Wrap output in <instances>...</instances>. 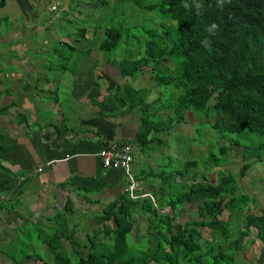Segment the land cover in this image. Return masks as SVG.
Instances as JSON below:
<instances>
[{
    "label": "trees",
    "instance_id": "1",
    "mask_svg": "<svg viewBox=\"0 0 264 264\" xmlns=\"http://www.w3.org/2000/svg\"><path fill=\"white\" fill-rule=\"evenodd\" d=\"M6 1L0 0V7ZM128 1L141 6L144 0ZM155 2L157 13L175 22L171 25L173 36L156 42L148 40L143 55L122 59L116 66L123 78L133 77L148 67L155 85L184 91L169 103L160 102L161 93L148 101L149 91L135 88L124 80L115 86V94L111 91L103 99L91 101L99 107L97 114L116 116L137 111L140 124L136 142L140 148L163 143V135H170L173 123L180 122L185 111H204L205 120L212 110L217 116L211 122L212 128L239 137L228 142L242 147L244 162L237 173L220 169L213 182L193 176L188 188L185 184L177 185L176 177L181 181L183 170L181 173L141 171L135 178L149 183L161 196L154 201L148 195L132 198L125 186L122 194L91 215L94 226L92 231L85 228V238L76 236L75 224L69 225L68 213L75 214L76 209L68 197L61 210L51 216L56 224L51 226L50 233L41 237L53 260L46 261L39 254H22L33 257L36 264H74L65 252L66 243L77 257L75 264H222L231 259L230 251L235 247L234 240L230 241L234 235L231 229L234 214L239 218L237 232L248 235L254 228L255 238L264 242V208L258 214L251 213L250 197L239 192L237 184L251 166L249 160L261 162L264 171V140H248L249 134L264 137V0ZM104 33L98 46L100 50H112L122 40L118 26L106 27ZM165 59L176 61L175 74L159 75L158 63ZM166 110L170 111L164 116L161 111ZM231 146H221L222 155ZM208 158L210 167L226 163L212 153ZM195 165V160H188L183 168L188 171ZM4 169L0 162V170ZM151 177L160 182L154 183ZM165 177L173 178L174 185ZM176 188L185 191L173 194ZM191 202H199L198 217L176 221L177 206ZM166 207L173 212L163 210ZM224 210L228 211L226 219L220 217ZM134 215L143 217L146 224L145 242L137 245L127 240L135 227ZM203 230H208L209 237ZM253 241L251 238L250 242ZM14 260L22 264L21 258Z\"/></svg>",
    "mask_w": 264,
    "mask_h": 264
},
{
    "label": "crops",
    "instance_id": "2",
    "mask_svg": "<svg viewBox=\"0 0 264 264\" xmlns=\"http://www.w3.org/2000/svg\"><path fill=\"white\" fill-rule=\"evenodd\" d=\"M80 1L7 0L0 7V162L5 167L0 170V264H16L11 252L18 246L19 226L55 224L52 213L61 210L68 197L76 211L77 205L100 211L122 194L127 183L124 172L105 169L97 156L107 143L129 142L134 153L141 151L136 142L137 111L101 116L91 102L122 83L117 79L112 86L110 73L118 67L107 58L97 62L93 43L85 47L88 53L75 59V75L69 79L77 109L68 112L62 107V78L48 66L55 59L62 25L55 32L48 25L57 11L80 14ZM64 44L73 49V40ZM68 217L71 226L73 215ZM21 263L36 261L23 256Z\"/></svg>",
    "mask_w": 264,
    "mask_h": 264
},
{
    "label": "rangeland",
    "instance_id": "3",
    "mask_svg": "<svg viewBox=\"0 0 264 264\" xmlns=\"http://www.w3.org/2000/svg\"><path fill=\"white\" fill-rule=\"evenodd\" d=\"M80 1V11L67 12L62 14L57 11V16L53 17L52 22L48 25V29L52 31H60L58 37L56 56L54 60L50 61L48 65L52 68L54 75L61 76L62 81L60 87L64 90L59 98L62 100V107L64 111H73L77 109V101L72 97L69 86L70 78L75 75L76 58H81L88 53L86 48L95 45L97 54V62H101L102 58H107L112 64L118 65L122 59H135L144 54L145 49L148 47L147 41L152 39L153 42L162 41L166 37L173 36L171 25H175L174 21L165 20L155 10V0L141 1V6L133 4L128 0H106L99 1L93 0ZM79 8H77L78 10ZM47 17L50 13L47 12ZM62 23V24H61ZM118 26L122 31V40L118 46L112 50H100L99 43L105 37L104 30L106 27ZM150 31L145 35L147 30ZM82 30V31H81ZM67 31L68 34H64ZM167 39V38H166ZM73 40V49L64 44V42L71 43ZM91 41V43L89 42ZM79 42V44H77ZM90 44H89V43ZM86 47V48H85ZM52 48L48 50V58H52ZM176 61L175 60H162L158 63L159 75L172 72L175 74ZM110 73L112 78V86L115 80L121 79V82L126 80L127 83L135 88H143L149 91L148 101H152L162 94L161 103H169L174 101L178 95L184 91L183 88H175L172 86H158L155 85V79L150 72V68L143 67L140 73L133 77H121V73L114 71ZM62 74V75H61ZM105 89V88H104ZM161 93V94H160ZM115 94V91H112ZM108 95V94H107ZM106 96V95H105ZM159 102V103H160ZM154 108V107H153ZM133 111V110H132ZM161 113L166 116V113ZM209 116L204 120V111H185L183 119L180 122L173 123L170 128V135H163L165 141L163 143H153L152 145L140 147L141 151L135 149L134 162L131 164L132 173L138 174L141 171L149 172L154 170L158 172L165 170L167 172L183 170V178L179 181L176 177L177 185L185 184L188 188L191 183L192 177L204 180L205 182H213L216 180L222 168L231 170L237 173L244 160L242 157V147L236 146L230 139H239L235 134L221 133L216 131L211 126V122L215 121L217 116H214L212 110L208 111ZM204 120V121H202ZM253 139L256 142L264 140L260 135H248V140ZM232 145L231 149L227 150L225 155L220 152L221 146ZM214 154L226 163L220 167H210L209 155ZM188 160H195L196 165L191 167L188 171L184 169V163ZM251 166L247 169L246 174L239 178L237 184L239 192L247 193L250 197V212L258 214L264 208V171L261 162L249 160ZM154 183L160 182V179L150 178ZM169 183L174 185L173 178H167ZM142 190L149 191L151 199L154 201L159 196L157 189H149V186L142 182ZM185 191L183 188H176L173 194ZM143 197L147 195H142ZM141 196V198H143ZM160 199V198H159ZM161 199H164L162 197ZM158 202H161L160 200ZM78 204V203H77ZM76 204V205H77ZM198 204L199 202H191L188 204H179L177 206L176 221H186L196 219L198 217ZM74 205V204H73ZM80 210L72 214L71 219L73 224L77 226L78 232L76 236L85 238V228L88 227L92 231L94 223L91 219V212L99 213V209L91 207L90 205H77ZM74 207V206H73ZM96 208V209H95ZM168 211L172 213V210ZM57 213V210L55 211ZM52 213V214H55ZM228 211L224 210L221 214L222 219L227 218ZM27 216V215H26ZM58 217V216H56ZM135 227L133 231L127 235V240L133 245L145 242V228L146 224L143 217L134 215ZM61 221V219H59ZM56 224V222H54ZM239 218L237 214L232 216L231 229L234 230V235L230 238L234 240L235 247L230 251L231 259L224 261L222 264H264V242L255 238L256 230L248 235H242L235 229H238ZM52 225L29 223L26 226H19V242L17 248L11 253L16 255V258H22L24 253L39 254L44 260L52 261L53 254L48 250L46 245L41 241V237L50 233ZM55 226V225H54ZM53 227V226H52ZM203 234L209 237L208 230H203ZM235 235L236 238L234 237ZM253 242H250V239ZM141 242V243H140ZM142 246V245H139ZM65 249L69 248V244L64 245ZM64 249V250H65ZM65 252L70 256L72 262L75 264L77 257L72 253L71 247Z\"/></svg>",
    "mask_w": 264,
    "mask_h": 264
},
{
    "label": "built area",
    "instance_id": "4",
    "mask_svg": "<svg viewBox=\"0 0 264 264\" xmlns=\"http://www.w3.org/2000/svg\"><path fill=\"white\" fill-rule=\"evenodd\" d=\"M53 9H55V6ZM97 156L100 158L102 166L105 169L120 168L124 172L127 178L125 190L129 192L132 198L142 195L151 196L148 192L140 193L143 186L142 181L136 179L132 174L131 164L134 160V152L131 143L111 141L97 152ZM36 170H41V167H38Z\"/></svg>",
    "mask_w": 264,
    "mask_h": 264
},
{
    "label": "clouds",
    "instance_id": "5",
    "mask_svg": "<svg viewBox=\"0 0 264 264\" xmlns=\"http://www.w3.org/2000/svg\"><path fill=\"white\" fill-rule=\"evenodd\" d=\"M149 193V192H148ZM165 210V209H164Z\"/></svg>",
    "mask_w": 264,
    "mask_h": 264
},
{
    "label": "water",
    "instance_id": "6",
    "mask_svg": "<svg viewBox=\"0 0 264 264\" xmlns=\"http://www.w3.org/2000/svg\"><path fill=\"white\" fill-rule=\"evenodd\" d=\"M164 210V209H163Z\"/></svg>",
    "mask_w": 264,
    "mask_h": 264
}]
</instances>
